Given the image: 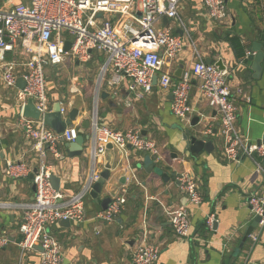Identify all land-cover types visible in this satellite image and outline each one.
<instances>
[{
  "label": "crops",
  "instance_id": "0c3cea01",
  "mask_svg": "<svg viewBox=\"0 0 264 264\" xmlns=\"http://www.w3.org/2000/svg\"><path fill=\"white\" fill-rule=\"evenodd\" d=\"M226 5V18L214 22L208 19L202 0H179L178 14L193 44L188 42L177 19L164 21L171 32L178 34V30L183 35L184 49L177 55L172 68L189 66L195 60V51L204 60L210 58L212 64L221 60L229 73L232 100L237 107L236 127L250 142H260L264 140V57L260 73L255 76L247 52L251 42L257 39V30L264 31V0H227ZM227 36L240 39L243 56L234 55ZM163 69L169 68L164 66ZM75 70L79 73L73 79H78L79 88L86 89L90 79L81 67L77 66ZM48 72L53 73L52 69ZM48 78L46 74L48 96L53 102L59 101L53 98L56 94L49 93ZM238 88L241 93L237 92ZM124 90L125 86L121 85V98L125 96ZM6 92L9 91L0 84V129L3 135L0 144V236L9 238L8 244L0 250V264H18V225L25 205L33 201L34 189L29 171L14 178L4 174L3 167L6 161H20L33 170L36 158L17 127L18 109L7 103ZM87 92L89 89L84 94ZM166 94L168 99L156 84L149 96L134 101L131 107H125L123 101H117L108 92L105 98L100 97V119L118 130L129 127L146 130L147 135L154 137L161 159L133 149H129L125 158L115 148H110L101 157L104 165L110 164V177L96 198L88 196L85 199V221L70 223V226L59 222L51 227V233L60 244L64 264H131L132 252L144 242L159 245L156 264H264V231L254 228L239 248L252 221L247 197L252 191L264 187L263 175L256 170L255 161L243 157L236 163L223 157L219 115L202 97L197 80L192 82L190 90V103L194 109L191 121L194 117L199 118L194 127L191 122L184 124L170 112V91ZM80 99V103L72 107L78 108L84 121L89 118L86 115L89 105L82 95ZM199 128L209 135L212 150L193 155L184 153L182 134L186 129ZM82 131L88 134L87 129ZM46 160L53 174L60 178L59 190L66 195L78 191L89 172L85 149L82 155H66L63 160L55 159L47 151ZM127 161L136 169L140 184L128 180L125 209L114 221L100 222L94 215L101 209L102 200L126 182L121 167ZM184 169L190 171L199 186L203 200L198 206L189 204L177 186L176 175ZM179 206H184L188 212L192 234L198 235L199 240L174 236L166 208ZM209 213L215 214L213 230L204 226ZM144 231H147L146 236ZM255 234L257 240L252 237ZM23 264H39V253H27Z\"/></svg>",
  "mask_w": 264,
  "mask_h": 264
},
{
  "label": "built area",
  "instance_id": "2783aa9c",
  "mask_svg": "<svg viewBox=\"0 0 264 264\" xmlns=\"http://www.w3.org/2000/svg\"><path fill=\"white\" fill-rule=\"evenodd\" d=\"M226 2L202 0L210 21L226 18ZM178 9L179 0H0V84L14 94L18 107L17 127L36 158V172L32 176L33 201L25 205L18 225L21 235L18 264H23L27 253L37 251L36 246L40 248L37 251L39 264H64L60 244L51 233V227L61 220L75 224L85 221V199L100 177L104 168L101 157L107 153L109 145L125 158L129 149H133L161 159L155 140L151 135L143 136L140 127L118 130L100 119L97 101L101 91L108 92L117 101H123L125 107H131L134 101H142L152 93L155 86L153 77L157 75L156 84L163 96L168 99V91L172 95L170 112L189 125L194 114L190 103L191 84L197 80L202 97L219 115L223 157L236 163L243 157L253 159L256 170L264 178V140L250 142L236 127L237 107L232 100V86L226 69L206 63L202 55L195 51V60L182 69L180 78L174 76L176 69L172 65L184 49L183 35L171 32L162 18L177 19L188 42L193 44L180 20ZM66 41H70L68 51L64 50ZM94 52L104 59L99 66L93 93L95 105L87 119L89 139L84 143V149L89 172L82 179L78 191L66 195L54 189L50 182L53 169L46 160V152L49 151L57 160L65 158L66 154L59 147L74 141L80 134L83 129L82 113L79 111L76 120L66 125L62 132H56L46 126L43 119L24 117L23 108L31 99L42 115L51 111L54 102L48 96L45 69L62 64L66 56L76 64L89 62ZM164 66L169 69L164 70ZM18 79L23 81V88L17 86ZM121 85L125 86L123 98L120 97ZM78 87L76 83H71L69 92L80 94ZM237 92L241 93V89L238 88ZM57 102L59 112L65 118L73 104L69 100L66 103ZM2 140L0 129V144ZM28 171L32 172V169L20 161H7L3 167V173L14 178ZM121 172L126 182L109 195L107 207L99 209L94 215L100 222L114 221L125 209L128 180L140 184L136 169L129 161L121 167ZM176 182L189 204L198 206L202 203L199 186L190 171L184 169L178 172ZM246 203L252 219L259 217L256 228L264 231V187L252 191ZM166 214L174 236L200 239L192 234L189 214L184 206L166 208ZM214 224L215 214L209 213L205 226L213 230ZM146 234L147 231H144L143 235ZM252 237L257 240L258 235ZM8 242L7 236H0V250ZM159 252L156 243H141L132 252L131 264H156Z\"/></svg>",
  "mask_w": 264,
  "mask_h": 264
},
{
  "label": "water",
  "instance_id": "95a60500",
  "mask_svg": "<svg viewBox=\"0 0 264 264\" xmlns=\"http://www.w3.org/2000/svg\"><path fill=\"white\" fill-rule=\"evenodd\" d=\"M163 21H168V18L164 16ZM258 35L257 39L251 42L250 48H249V54L247 56V60L251 62L250 67L254 71L255 76H258L261 70V61L264 57V31H261L260 29L257 30ZM178 34H181L180 31H178ZM70 47V41H66L64 45V50L68 51ZM206 63L211 64L210 58H207L205 60ZM219 69H225L224 65L222 64L221 60H218L214 63ZM182 74V69H176L174 72V76L176 78H180ZM80 79V77H79ZM157 75H154L153 77V84L156 85ZM17 86L19 88L24 87V83L21 79L17 80ZM107 96L106 91H101L100 97L105 98ZM172 98V95L170 94V99ZM78 108L72 107L65 118L62 117V115L59 112V103L54 102L52 106V110L49 112H46L44 115H42L34 106L32 100H28L27 103L24 105L23 108V116L27 118H33V119H43V122L46 126L50 127L56 132H62L66 125H70L73 121L76 120L78 116ZM198 117H194L191 121V127H194L198 123ZM81 127L83 129H88L89 127V121L84 120L81 123ZM141 134L144 136L147 134L146 130H141ZM89 139L88 134L80 133L77 135L74 141L67 142L64 144L65 147V153L68 157H74V156H80L83 153L84 149V143ZM182 140L184 142L183 152L189 153L190 155L198 154L200 151L204 150L207 152H210L213 148L211 140L209 139V135L204 132V129H186L184 133L182 134ZM108 148L110 149L111 146L109 145ZM152 166V164H151ZM36 172V169L34 168L30 174L32 177L33 174ZM110 177V164L107 163L104 165L103 170L100 172L99 179L93 183L92 189L89 192V196L92 198H96L98 194L101 193L103 185L105 184L106 180H108ZM50 182L54 189L58 190L60 188V178L57 177L54 174L50 175ZM34 189V187H33ZM110 202V197L106 196L101 203V209H105ZM107 203V204H106ZM259 221V217L256 216L252 219L251 223L247 227L241 243L239 244V248L242 247L244 242L247 239V236L256 228L257 223ZM61 225L64 226H70V222L68 220H61ZM21 238V235H19L18 239L16 240L17 243H19ZM37 251H40V248L38 246L35 247Z\"/></svg>",
  "mask_w": 264,
  "mask_h": 264
},
{
  "label": "rangeland",
  "instance_id": "374dc122",
  "mask_svg": "<svg viewBox=\"0 0 264 264\" xmlns=\"http://www.w3.org/2000/svg\"><path fill=\"white\" fill-rule=\"evenodd\" d=\"M103 59H104L103 56L98 55L96 52H94L92 60H90L89 62L76 64L70 60L69 56H66L65 61L62 64H60L56 67H52V68L47 67L45 69V72L47 74V77L49 76V78H48L49 79V87H50L49 93L50 94H52V93L56 94V96L53 97V98H55L54 100H61L62 102H65V103L69 100L72 102V104H78V103H80V100H81L80 98L82 95L85 99H87L86 101H87V104L89 105L87 107L88 111H87L86 115L90 116L92 111H93V105H95L93 93H94V88L96 86V82L98 80L99 69H100L99 66H101ZM77 66L81 67L84 70V73L87 74L88 78L90 79V82H89L88 86H86V89L80 87V93L81 94L74 93L75 95H72L69 92V87L71 86V83L74 82L77 84V86L79 84L78 79L76 77H74L76 79H73V76H76L75 74L79 73V70H75V67H77ZM50 69H52L53 73L48 72ZM72 71H74V72L71 73ZM81 73H82V71H81ZM88 89H89V92H87V94L85 95L84 93L86 91H88ZM5 97H6V99L8 98L7 103L10 106L17 107L13 93L6 92ZM99 99H100V97H98V101H97L98 107H99ZM55 102H57V101H55ZM17 109H18V107H17ZM15 120H16V118H15ZM129 128H131V127H129ZM30 174H31V172H30Z\"/></svg>",
  "mask_w": 264,
  "mask_h": 264
},
{
  "label": "trees",
  "instance_id": "16d2710c",
  "mask_svg": "<svg viewBox=\"0 0 264 264\" xmlns=\"http://www.w3.org/2000/svg\"><path fill=\"white\" fill-rule=\"evenodd\" d=\"M173 33H175V32H173ZM226 40L228 41V43H229L230 47L232 48L233 53H234V55L236 57L243 56L244 51H243V48L241 46L240 39L238 37H236V36H231V37L227 36ZM100 114H101V112L98 109L99 117L101 116ZM80 133H83V131L80 132ZM59 149L63 152L64 151V145L60 146ZM204 226H205V221H204Z\"/></svg>",
  "mask_w": 264,
  "mask_h": 264
}]
</instances>
